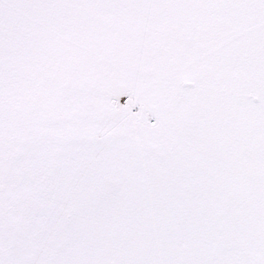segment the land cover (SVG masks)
I'll use <instances>...</instances> for the list:
<instances>
[{
  "label": "snow or ice",
  "instance_id": "obj_1",
  "mask_svg": "<svg viewBox=\"0 0 264 264\" xmlns=\"http://www.w3.org/2000/svg\"><path fill=\"white\" fill-rule=\"evenodd\" d=\"M0 264H264V0H0Z\"/></svg>",
  "mask_w": 264,
  "mask_h": 264
}]
</instances>
